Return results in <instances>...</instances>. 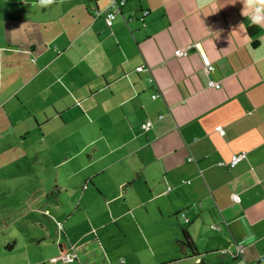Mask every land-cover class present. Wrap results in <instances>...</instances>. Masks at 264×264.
Instances as JSON below:
<instances>
[{"label":"crops","instance_id":"obj_1","mask_svg":"<svg viewBox=\"0 0 264 264\" xmlns=\"http://www.w3.org/2000/svg\"><path fill=\"white\" fill-rule=\"evenodd\" d=\"M108 2L0 0V164L27 167L35 246L51 263L264 264V27L241 0H126L107 27Z\"/></svg>","mask_w":264,"mask_h":264},{"label":"rangeland","instance_id":"obj_2","mask_svg":"<svg viewBox=\"0 0 264 264\" xmlns=\"http://www.w3.org/2000/svg\"><path fill=\"white\" fill-rule=\"evenodd\" d=\"M9 155L8 153L7 161H3L0 164V264H37L40 261H43L45 264H67L63 262L64 260H61V257L65 256V253H60V255L55 257L56 260H60L51 263L49 260H52L51 258L55 256H51L50 253V249L53 248L47 249V253H44L40 250L41 247L35 246L36 237H39L41 232L37 230L38 228L35 229V227L28 228L31 227V224H29L31 222L29 218L24 217V213H26L28 208L23 199L24 194L27 195L28 193L23 189V182L14 179L15 175L27 167L26 165L9 164V158L11 157ZM45 169L47 170V168ZM35 217L41 221V224L43 223L42 225L51 227L52 234L56 232L55 229L57 227L55 222L52 223V220L50 221L47 217L40 215H35ZM79 219L81 220L83 217ZM58 230L61 233V229L59 228ZM14 241H17V243L12 252L5 249L8 243L12 244ZM45 241H47L46 245L50 246L48 244L51 242V238H47ZM56 248L59 251L58 245H56ZM69 248L68 252L71 250ZM89 254L90 263L101 264L105 262L104 253L102 255L97 248L90 249ZM25 260H28L29 263Z\"/></svg>","mask_w":264,"mask_h":264},{"label":"built area","instance_id":"obj_3","mask_svg":"<svg viewBox=\"0 0 264 264\" xmlns=\"http://www.w3.org/2000/svg\"><path fill=\"white\" fill-rule=\"evenodd\" d=\"M108 1H109L108 7H107L106 12H105L104 20L106 22V26L111 27L114 19H116L118 13L120 12L121 7L125 5L126 0H108ZM93 12H95V14L98 15L97 11H93ZM195 48H196V46L190 47L187 49L186 48L179 49L174 53V55L178 58L179 57H187L189 50H192ZM201 57H202V61H203L204 66L209 68L211 66V62L202 54H201ZM143 70H144V67H141V68L137 69V72H142ZM207 87L208 88H215V89L219 90L221 85L218 82L209 81ZM160 97H162L161 93H157L153 97V99L155 100V99H158ZM151 125H152V123L150 121H147L145 124L142 125V128L145 131H147L150 129ZM216 131L223 133V130L221 127L216 128ZM245 157H246L245 152H241L239 154H235V155L231 156V159L228 163V166H230L231 168H235L242 160L245 159ZM232 199H233L234 203H238L240 201V198L237 195H233ZM242 249H243V247L239 246L238 249H236V253L238 255L242 254V252H243ZM227 252H228L227 250L221 251L222 254H226ZM66 260H67V263H72L74 261V258L68 257V258H66ZM261 261H264V256L261 259Z\"/></svg>","mask_w":264,"mask_h":264},{"label":"clouds","instance_id":"obj_4","mask_svg":"<svg viewBox=\"0 0 264 264\" xmlns=\"http://www.w3.org/2000/svg\"><path fill=\"white\" fill-rule=\"evenodd\" d=\"M50 0H40L42 5H47ZM242 13H247L248 19L258 27H264V0H241Z\"/></svg>","mask_w":264,"mask_h":264},{"label":"trees","instance_id":"obj_5","mask_svg":"<svg viewBox=\"0 0 264 264\" xmlns=\"http://www.w3.org/2000/svg\"><path fill=\"white\" fill-rule=\"evenodd\" d=\"M257 30H259L258 28H256L255 26H249V28H248V31L250 32V34H255L256 32H257ZM56 195V192H54V193H52V194H50L49 196L51 197H54ZM182 244L183 245H186L188 248V250H189V252H191V254H193L194 256L196 255V253H195V250H194V246H193V243H192V241H191V239H190V237L188 236V234L187 233H185L184 234V236H183V242H182Z\"/></svg>","mask_w":264,"mask_h":264}]
</instances>
